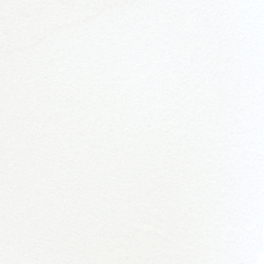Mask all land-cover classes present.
<instances>
[{
  "label": "snow or ice",
  "instance_id": "obj_1",
  "mask_svg": "<svg viewBox=\"0 0 264 264\" xmlns=\"http://www.w3.org/2000/svg\"><path fill=\"white\" fill-rule=\"evenodd\" d=\"M0 264H264V0H0Z\"/></svg>",
  "mask_w": 264,
  "mask_h": 264
}]
</instances>
